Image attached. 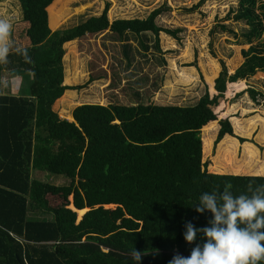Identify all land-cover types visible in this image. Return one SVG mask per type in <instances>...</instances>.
Here are the masks:
<instances>
[{"label":"trees","instance_id":"16d2710c","mask_svg":"<svg viewBox=\"0 0 264 264\" xmlns=\"http://www.w3.org/2000/svg\"><path fill=\"white\" fill-rule=\"evenodd\" d=\"M54 3L0 0L5 5L0 18H8L12 25L29 22L30 44L24 47L32 57L28 64L13 52L8 64H0V73L31 76L29 96L0 94V264H137L129 254L135 247L146 253L138 264H169L177 253L190 256L206 237L198 233L195 243H188L186 224L200 228L212 218L207 209L203 214L195 210L201 193L214 189L222 193L231 184L233 195L246 194L257 176L212 172L202 161L201 128L218 119L227 82L237 77L227 79L224 66L213 84L201 73L190 93L176 90L170 99L163 95L154 99L153 92H147L145 101L135 103L114 98L106 105L82 102L72 110L73 118L61 116L57 102L65 91L78 92L110 76L94 39L101 59L95 54L88 62L80 84L67 82L74 58L69 42L82 48L109 29L125 42V67L141 69L146 60L157 73L159 65L166 69L169 63L160 53L178 52L163 49L161 34L182 45L187 27L166 22L163 5L143 17L111 20L106 0L99 14L53 28L49 8ZM232 7L229 15L235 11ZM257 8L264 12V0ZM215 31L236 35L222 22ZM191 64L197 66V60ZM253 64H264V57H251L245 69ZM147 79L144 74L142 84ZM123 90L129 92L127 82ZM250 90L253 102L264 107V90ZM217 133L218 140L233 134L229 118L219 119ZM65 163L67 184L56 186L31 177L33 170L57 174ZM254 182L264 184V179ZM69 196L75 208L67 206ZM84 208L79 219L77 210Z\"/></svg>","mask_w":264,"mask_h":264},{"label":"rangeland","instance_id":"374dc122","mask_svg":"<svg viewBox=\"0 0 264 264\" xmlns=\"http://www.w3.org/2000/svg\"><path fill=\"white\" fill-rule=\"evenodd\" d=\"M109 1L108 15L111 20L117 17H143L154 8L165 6L166 11L162 17L166 22L187 27L183 44L179 45L175 39L161 34L160 45L163 49L174 48L178 52L170 55L161 52V55L168 57L169 63L166 69L164 65H159L156 73L150 69V63L146 60L141 69L125 67L127 60L122 54V44L125 42L112 36L114 33L109 29L105 35L102 33L84 42L82 48L78 47L76 41L69 42L68 51L74 53V58L71 77L67 82L80 84L78 82L88 73V62L96 54L94 39L105 56L102 67L108 70L110 76L109 79L100 78L78 92L65 91L57 102L59 114L71 116L73 106L82 102L106 105L113 98L133 103L145 101L147 92H153L154 99H158L160 95L170 99L176 90L190 93L201 73L213 84L224 66H227V79L231 76H236L237 79L227 82L228 91L225 100L218 107V119L201 128L202 161L212 172L264 174V107L253 102L250 90H264V64H253L245 69L246 62L251 57H264V12H259L257 8L259 0H204L201 4L198 2L202 0ZM167 2L168 6L165 5ZM105 5L106 0H55L54 5L49 8L50 24L56 28L79 23L92 14H99ZM232 5L235 11L229 15ZM0 7L3 11L5 5ZM219 22L233 27L236 35L217 33L215 26ZM26 24L27 21H20L13 25L12 40L16 45L24 47L30 44ZM132 42L135 43L133 40ZM153 50V47L149 50L152 58ZM96 56L101 59L100 54ZM196 60L197 66L191 64ZM144 74H147L148 79L142 84ZM126 82L130 85V90L125 94L123 86ZM29 85L25 74L12 77L8 72L0 73V94L29 96L30 92L26 91ZM167 87L170 88L168 92ZM236 98L238 99L234 102ZM226 117L232 122L233 134H226L218 140L219 119ZM67 164H63L62 170L57 174L33 170L31 177L49 181L56 186L67 184L70 179L66 172L69 167ZM68 201L60 202H66L67 206L75 208L72 196L68 197ZM83 213L78 211L79 219Z\"/></svg>","mask_w":264,"mask_h":264},{"label":"clouds","instance_id":"9594fccd","mask_svg":"<svg viewBox=\"0 0 264 264\" xmlns=\"http://www.w3.org/2000/svg\"><path fill=\"white\" fill-rule=\"evenodd\" d=\"M13 25L8 18H0V64H8L11 53L22 56L25 63H32L27 47L12 40ZM255 179H264L257 174L247 185V193L233 195L231 184L223 192L214 189L202 192L196 207L203 214L212 213L208 225L197 228L192 222L186 224L185 240L192 244L198 233L206 237L204 243L195 244L190 256L179 253L169 264H261L264 262V184ZM133 261L140 262L146 253L135 248L130 250Z\"/></svg>","mask_w":264,"mask_h":264},{"label":"crops","instance_id":"0c3cea01","mask_svg":"<svg viewBox=\"0 0 264 264\" xmlns=\"http://www.w3.org/2000/svg\"><path fill=\"white\" fill-rule=\"evenodd\" d=\"M28 23H29V22H27V24H26V30H27V27H28V25H29ZM29 43H30V41H29ZM25 75H27V84L29 85V84H30V81H31L30 73H25ZM20 76H21V75H20ZM15 77H17V76H15ZM4 85L6 86V84H4ZM4 85H3V86H4ZM4 89H6V87H5ZM26 91H28V89H26ZM19 92H20V91H19ZM80 104H81V103H80ZM77 105H79V104H77ZM77 105H76V106H77ZM76 106L74 105L73 108L76 107ZM66 117H67V118H72V115H71V116L69 115V116H66Z\"/></svg>","mask_w":264,"mask_h":264},{"label":"bare ground","instance_id":"6f19581e","mask_svg":"<svg viewBox=\"0 0 264 264\" xmlns=\"http://www.w3.org/2000/svg\"><path fill=\"white\" fill-rule=\"evenodd\" d=\"M259 12H262V11H259ZM78 211L79 212H84L85 211V208L84 209H79Z\"/></svg>","mask_w":264,"mask_h":264},{"label":"water","instance_id":"95a60500","mask_svg":"<svg viewBox=\"0 0 264 264\" xmlns=\"http://www.w3.org/2000/svg\"><path fill=\"white\" fill-rule=\"evenodd\" d=\"M72 118H73V117H72ZM88 209H89V208H88ZM86 210H87V209H86ZM86 210H85V211H86ZM85 211H84V212H85Z\"/></svg>","mask_w":264,"mask_h":264}]
</instances>
